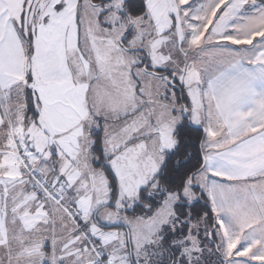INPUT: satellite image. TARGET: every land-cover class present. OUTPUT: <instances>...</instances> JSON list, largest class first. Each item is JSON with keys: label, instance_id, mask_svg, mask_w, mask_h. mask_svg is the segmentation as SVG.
I'll return each mask as SVG.
<instances>
[{"label": "snow or ice", "instance_id": "1", "mask_svg": "<svg viewBox=\"0 0 264 264\" xmlns=\"http://www.w3.org/2000/svg\"><path fill=\"white\" fill-rule=\"evenodd\" d=\"M0 264H264V0H0Z\"/></svg>", "mask_w": 264, "mask_h": 264}]
</instances>
